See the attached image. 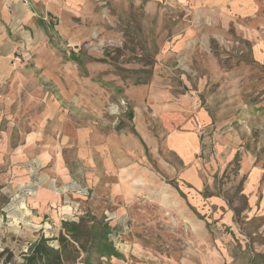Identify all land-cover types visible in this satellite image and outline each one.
<instances>
[{
	"label": "rangeland",
	"instance_id": "1",
	"mask_svg": "<svg viewBox=\"0 0 264 264\" xmlns=\"http://www.w3.org/2000/svg\"><path fill=\"white\" fill-rule=\"evenodd\" d=\"M92 217L95 264H264V0H0V251Z\"/></svg>",
	"mask_w": 264,
	"mask_h": 264
},
{
	"label": "trees",
	"instance_id": "2",
	"mask_svg": "<svg viewBox=\"0 0 264 264\" xmlns=\"http://www.w3.org/2000/svg\"><path fill=\"white\" fill-rule=\"evenodd\" d=\"M41 24L47 29L44 20H41ZM88 223L91 224L87 226ZM66 226L68 231H72L71 234H67L69 237L65 238L66 236L63 233L58 237L63 252L60 248L51 246L49 238L41 235L31 245L26 256V264H64L66 260L64 250L69 244L76 250V258L80 254L85 255L82 260L83 264H95L94 262L97 259L101 261L104 257L119 256L116 247L108 237L111 227L107 222L92 217L87 223L82 220L79 223H66ZM13 257V251L8 248L1 250L0 264H12ZM97 264H101V262Z\"/></svg>",
	"mask_w": 264,
	"mask_h": 264
},
{
	"label": "crops",
	"instance_id": "3",
	"mask_svg": "<svg viewBox=\"0 0 264 264\" xmlns=\"http://www.w3.org/2000/svg\"><path fill=\"white\" fill-rule=\"evenodd\" d=\"M5 48H2V51H4V49H6V52H10L11 51V49H12V46H4ZM256 53L258 54V55H260L261 54V49H256ZM257 56V55H256ZM258 57V56H257ZM179 135H177V136H173L172 138H177V140H183V139H185V138H187L188 140H189V142L191 143L193 140H195V138H194V136H192V134L193 133H188L187 134V132H180V133H178ZM174 140H176V139H174ZM173 140V141H174ZM174 143V142H173ZM175 145H176V147L178 148V146H177V144H176V142H175ZM192 145H193V142H192ZM195 147V146H194ZM197 148H199V144H198V146H197ZM179 149V148H178Z\"/></svg>",
	"mask_w": 264,
	"mask_h": 264
}]
</instances>
